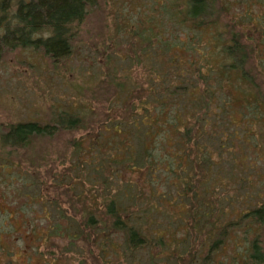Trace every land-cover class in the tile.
Listing matches in <instances>:
<instances>
[{
    "label": "trees",
    "instance_id": "16d2710c",
    "mask_svg": "<svg viewBox=\"0 0 264 264\" xmlns=\"http://www.w3.org/2000/svg\"><path fill=\"white\" fill-rule=\"evenodd\" d=\"M98 1L0 0V63L11 52L32 50L42 53L55 66L69 61L76 42L88 34L87 21L97 11ZM159 1L166 2L163 4L166 10L159 7L157 11L153 9L154 15L147 19L150 26L146 25V21L143 30L137 33L138 40L142 42L139 48L131 49L134 55L131 63L129 61V66L133 64L135 69L143 66L144 60L148 61L150 81L140 78L134 82L126 79L123 84L114 82L109 86L115 90L111 99L105 101L102 111H91L89 120L77 114L61 113L46 124L30 122L11 126L3 137L6 145L22 147L27 146L31 138H51L66 130L73 136L83 132L90 137V144L84 151L80 139H68L64 147L66 154L56 155V160L50 158L44 166L34 165L37 172L33 173L43 190L49 191L45 193L48 202H54L61 208L58 219L69 222L70 218L75 219V226L81 230L80 239L84 247L81 246L77 253L80 255L77 264H112L105 254L104 242H99V239L106 237L107 243L113 231L125 235L131 252L150 247L151 240L155 238L159 246L169 247L167 243L163 245L159 230L155 231L157 237L147 235L149 230L143 227V222H147L146 215L150 209L145 207L142 212L140 208L148 205L147 199L159 200L156 186L162 170L168 174L163 180L171 184L177 193L173 201L187 210L185 217L188 221L184 223L187 231L198 233L197 237L202 236L201 241L195 240L187 250L181 251L186 241L182 244L178 242L175 256L170 259L173 262L175 257L173 264H194L196 260H201L200 264H213L234 229L240 228L245 221L260 227L264 223L263 203L249 212L244 211L239 220L218 226L219 223L211 220V212L215 210L211 203H206V196L222 199L230 205L236 201V195L230 194L228 199H224L216 196L220 193L211 192L210 195L204 186L205 179L216 180L215 174H211L212 170L219 173L214 169L215 164L221 169L223 167L221 160L213 163L212 155L219 153L221 157L226 144L232 147V144L242 141L239 134L246 130L241 123L231 120V110L236 109L242 120H250L251 123L256 118L255 126L260 129L264 126V13L256 14L253 9L255 6L259 10L264 9V0ZM175 6L178 13L172 11ZM182 6L184 8L180 10ZM241 7L244 11L238 12ZM162 13L165 18L161 25H156L154 19ZM220 15L230 16L229 23L220 24ZM172 18L183 31L176 38H164L161 28ZM205 32L211 34L214 40V58L207 55L208 46L202 40ZM183 37H188L187 45L180 42ZM153 39L160 44V50L167 53L162 57L170 63L166 65L168 73L165 76L170 77L169 80L163 79V73L160 75L164 68L156 58L160 54L152 46ZM199 45L201 48L198 49ZM194 53L199 54L200 59L190 61V55ZM180 56L184 57L182 62L178 60ZM119 59L122 62L126 60ZM181 67L184 68L183 74L177 76L180 85L174 87L171 81L174 77L169 70H181ZM228 85L254 99L246 103L247 109L242 115L239 104L230 100ZM115 95L118 96L115 98ZM182 95L188 97L191 106L175 109L172 99ZM115 99L121 102L116 108L115 105L112 107L118 102ZM187 111L192 115V123L189 122L192 119L185 116ZM165 132L170 138L166 136L161 141L159 136ZM127 133H130L131 139L125 135ZM92 135L100 138L92 139ZM105 136L107 139L101 142ZM257 136L260 138V134H253L252 137L257 140ZM172 149L174 154L165 152L172 161L171 167H162L159 152ZM181 160L189 164L185 174H179L175 168ZM44 167L46 171L43 175L41 170ZM97 183L103 184L99 191ZM88 184H92L89 189ZM201 192L205 194L202 198ZM50 193L53 195L50 196ZM88 201L94 204L91 210L81 207ZM71 213L74 217L69 216ZM78 214L82 215L80 219L76 218ZM140 220L142 223H139ZM55 223L49 230L50 234L43 236V245L36 248L40 254L43 252L44 256L51 257L52 260H48L52 264L66 253L65 248L52 237L65 238L63 231H66L71 249L78 242L75 236L70 235L69 227L60 226V221ZM104 229L107 233L102 236ZM217 229V235H211V231ZM33 230L32 227V233L35 232ZM210 235L212 241L203 256L199 247L206 246ZM257 240L251 244L246 259L240 254H236L235 259L243 264H263L264 254ZM0 253L11 257V251L0 248ZM131 263L134 264L133 261Z\"/></svg>",
    "mask_w": 264,
    "mask_h": 264
},
{
    "label": "rangeland",
    "instance_id": "374dc122",
    "mask_svg": "<svg viewBox=\"0 0 264 264\" xmlns=\"http://www.w3.org/2000/svg\"><path fill=\"white\" fill-rule=\"evenodd\" d=\"M165 3L159 0H155V2L154 0H99L97 11L87 21L88 34L76 42L72 57L63 64L55 66L42 53L33 50L11 52L3 58L0 63V248L11 251V257L0 253V264H52L51 257L44 256L43 252L40 254L36 248L43 245L41 244L42 238L50 234L49 230L54 224L56 225L55 221H60L59 225L62 227H69L70 235L78 239L76 247L71 249L67 239L68 232L63 231L65 238L52 237L65 248L66 252L55 264H77L80 259V255L77 253L80 252L81 246L84 247V243L80 239L81 230L75 226V219L70 218V222L58 219L60 217L58 211H61V208L54 202H48V196L45 193L49 191L43 190L33 173L37 172L34 165L44 166V163L50 158L56 160V155L66 154L64 147L68 139L70 140L72 137L80 139L83 151L90 144V137L86 133L81 132L73 136L66 130L51 138H31L28 140L27 146L6 145L3 137L7 129L22 123L46 124L52 119L55 120L61 113L77 114L89 120L91 111H102L106 105L105 101L111 99L115 90L109 86L114 82L123 84L126 79L128 82H134L140 78L147 82L150 81L148 61L142 62L144 67L139 65L135 69V65L129 66V61L131 63L134 55V51L131 49L139 48L142 40H138L137 33L143 30V24L147 19L154 15L153 9L157 11L159 7L166 10L163 5ZM183 8L182 6L180 10ZM253 9L256 14L264 13V9L259 10L257 6ZM172 11L178 13L177 7H172ZM243 11L242 7L238 10V12ZM164 18L162 13L154 19V23L161 25ZM219 21L220 24L226 25L230 21V16L220 15ZM148 23L147 21L146 25L150 26ZM178 24L173 18L165 22L161 28L164 38H176L182 33L183 30ZM89 40L91 41L89 42ZM202 40L208 46L207 55L214 58L215 44L211 34L205 32L202 35ZM180 42L187 45L189 39L183 37ZM152 46L160 54L156 58L162 62L164 68L160 75L163 73V79L169 80L170 77L166 78L165 76L168 73L166 65L170 63L162 57L167 53L165 50H160V44L154 39ZM199 48H201L200 45ZM176 53L180 55L178 51ZM198 55L196 53L190 55L189 60L200 59ZM119 57L126 60L122 62ZM183 59L184 57L181 56L178 58L179 62H182ZM180 69L169 70V73L174 77V79L171 78L174 87L180 85L177 76H182L184 68ZM159 78L162 81L161 76ZM168 84L169 81L166 85ZM228 91L231 102L239 104L242 115V112L247 109L246 103L252 102L254 99L245 96L238 90H233L230 85H228ZM118 95H115V98ZM118 100L115 99V102ZM172 102L175 109L177 107L185 109L191 106L185 95L174 96ZM114 105L116 108V105L120 106L121 102H116L112 107ZM188 112L185 113V116L191 120L192 115ZM230 117L231 120L241 123V127L246 129L239 134L242 141L232 144V147L227 143L221 157L219 153L212 155L213 163L216 160H221L220 164H223V167L221 169L219 165L215 164L214 169L219 172L215 173L213 170L211 172L216 176L215 181L210 178L204 180V186L207 187L206 190L210 195L211 192L220 193L216 196L224 199L236 195V201L230 205L222 199L206 196V203H211L215 210L211 212V220L219 223L220 227L229 221L239 220L244 211L249 212L264 203V126H261V129L255 126L256 118L252 119V123L250 120H242L236 109L231 110ZM189 122L192 123L193 119ZM262 122L264 124V108ZM253 134H260V138L257 136V140H255L252 137ZM125 135L131 139L130 133ZM97 136L92 135L91 138ZM166 136L170 138L167 132L161 134L159 138L162 141ZM99 138L98 136L96 139ZM106 139L105 136L101 142ZM210 146L217 149L213 145ZM172 150L159 152L162 158V167L170 166L172 163L165 154L168 151L174 154L175 151ZM158 166L160 167V164ZM175 168L179 174H185L189 170V164L187 161L181 160L176 163ZM43 171H46V167L41 170V172ZM161 175L156 186L157 192L160 194L159 200L147 199L146 204L148 205L140 208H142V212L145 207L149 206L150 209L149 214L146 215L148 223L143 222V227L149 230L147 235L156 236L157 232L155 231L159 230L164 240L163 245L167 243L169 247L159 246L157 238H155L153 241L151 240L150 247L131 252L127 247L125 235L113 231L110 233L107 243H105L106 237L99 239V242H104L105 254L112 264H132V261L134 264H173L175 257L173 262L170 259L175 256L174 250L178 246V242L182 244L186 241V244L181 247L182 251L187 250L195 240H202V236L197 237L198 233L187 231V227L184 226V223L188 221L185 217L187 210L173 201L177 193L171 184L163 180L164 175L168 174L162 170ZM213 183H223V185L219 186ZM91 186L92 184H88L87 189ZM97 187L99 191L103 188V184L97 183ZM48 188H52V186ZM200 189L203 190L202 187ZM202 193L201 198L205 196ZM52 195L50 193V196ZM164 195L167 197L165 198ZM171 197L172 200H170ZM156 200L158 202H155ZM81 207L91 210L94 204L92 201H88ZM69 216L74 217V214L71 213ZM81 217L80 214L76 216L77 219ZM139 223H142L141 220ZM32 227L35 230L33 233ZM250 227L252 229H249ZM219 229L212 230L211 235H217ZM105 233H107L106 229L102 236ZM211 235L206 246L199 247V253L203 251V256L212 241ZM255 240L260 244L264 254V223L260 227L245 221L240 228H236L230 233L220 252L215 256L213 264H243L242 261L239 262L235 259L236 254H240V257L243 256L246 259L247 254L251 251V244ZM55 252L57 253V250ZM49 258L51 260H48ZM200 262L201 260H196L194 264H200Z\"/></svg>",
    "mask_w": 264,
    "mask_h": 264
}]
</instances>
